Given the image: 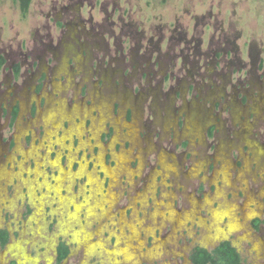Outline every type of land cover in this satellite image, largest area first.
<instances>
[{
  "label": "rangeland",
  "instance_id": "1",
  "mask_svg": "<svg viewBox=\"0 0 264 264\" xmlns=\"http://www.w3.org/2000/svg\"><path fill=\"white\" fill-rule=\"evenodd\" d=\"M15 2L0 0V56L6 61L0 69V166L9 170L0 175L10 200L1 206L0 228L14 234L0 264L13 257L18 264H53L60 238L73 245L69 264L92 263L98 238L109 247V232H119L102 214L101 206L115 197L107 191L120 196L111 213L122 209L133 225L140 212L151 214L149 224H137L153 237L154 227L176 215L169 202L156 208L165 192L175 194L177 209L187 207V195L209 196L202 214L213 225L187 223V233L177 230L175 241L169 233L152 246L146 236L143 247L152 249L145 252L132 233L121 250L125 260L181 263L192 245L212 247L226 238L244 264L264 263L251 248L256 237L264 241V225L254 235L249 227L264 208V196L257 198L264 190V0H31L25 17ZM15 104L20 111L9 130L3 111ZM196 105L201 123L192 119ZM131 154L136 173L127 167ZM159 156L176 166L160 173ZM198 157L203 161L194 168ZM134 191L146 192L145 207L128 198ZM248 193L259 206L246 219ZM199 206L192 200L177 225L198 217ZM224 216L226 230L220 228L228 223ZM131 221L119 217L128 227ZM162 246L170 253L160 252Z\"/></svg>",
  "mask_w": 264,
  "mask_h": 264
},
{
  "label": "flooded vegetation",
  "instance_id": "2",
  "mask_svg": "<svg viewBox=\"0 0 264 264\" xmlns=\"http://www.w3.org/2000/svg\"><path fill=\"white\" fill-rule=\"evenodd\" d=\"M15 3L18 5V8H19V4L17 2H15ZM19 11H20V8H19ZM5 62L6 61H5L4 57L0 56V69L5 64ZM20 67H21V65L19 63H16V64L13 65L12 73H13L14 80H18V78H19ZM43 78H44V76H43ZM40 89H41V86L39 85V87H38L37 90L40 91ZM141 96L143 98H140V99L143 100L145 97H144L143 94H141ZM145 96H146V94H145ZM151 96H152V103H154V101H155V99L157 97V93H153V94H151ZM148 97H146V99ZM19 108H20L19 105L18 104H15L13 107H10V109H7V110L5 109L3 111V114L8 118V120H7V126L9 128V130H12L14 128V125H15V123L17 121V118H18V115H19V111H20ZM198 108L199 107L197 106V109H192V110H194V113H192V115H193L192 119H194L196 122H199L201 120L200 118H203L204 119L203 111H201ZM210 110H211V108H210ZM198 117L200 119L199 121H198ZM206 118L208 119V118H210V116L209 115L208 116L206 115ZM199 123H201V122H199ZM210 123H212V122H210ZM191 127H192V130H194V128H196L194 126H191ZM215 129H216V127L215 126H212V128L209 130V135L213 134V132L215 131ZM107 136L108 135H105V137H107ZM1 144H3V142L1 141V136H0V164L2 162L1 156L4 153V146H2ZM13 144L14 143H12V145ZM186 145H188V142L187 141L185 143V146ZM132 157L133 156L131 154V157H130L129 161L127 162V167L131 168L132 171H133V173H136L134 171L136 169H133L130 166V161H131ZM109 158L111 159V156L110 155H109ZM136 158H137V162L139 163V157L137 156ZM4 159H7L8 160V154L5 156ZM197 159H198V161H200V160L203 161L200 157L195 158L194 162H192V164L194 165L193 166L194 168H196L199 165L197 163L198 162ZM159 161L161 162L160 169L162 170V172H160V173H162V174L166 173L165 168L167 166L175 165V161L173 162V164H171L170 162H167L163 157H160V156H159ZM103 164L109 165V166L115 165V163H111L110 161H108V162H104L103 161ZM116 164H118V161L117 160H116ZM2 171H5V172L8 171L9 172V170H7L5 168V166L4 167L3 166H0V173ZM169 173H171V172H169ZM103 174H105V172H103ZM173 174H175V173H173ZM189 176H190V174L186 173L185 174V177H186L185 179H189ZM3 177L4 176H1L0 175V210H1V206L2 205H4L5 203H9L10 202V200L7 199L6 192H5L6 191V185H7V183L4 181ZM120 177H121V175L118 178L117 184L119 182ZM108 180H109V178H108ZM251 182L252 183L253 182L255 183L254 179ZM13 187H14V185L12 186V188ZM13 190H14V188H13ZM13 192H14L13 193L14 195L16 193H18V191H13ZM107 192L108 193H110V192L115 193V197L111 200V203L110 204H105V205H102L101 206V210L103 211L102 214L104 216H106V217L110 216L109 218H112V220H111V223L112 224L111 225H113L114 228L115 227L118 228L119 229V232L118 231L115 232L116 235L112 234L111 232H109V234H108V232H107V234L111 236V239H110L109 242L112 243V244H110L109 247H108L106 241H104L103 239L98 238L97 242L95 243V248H97V249H93V251H92L93 257L96 256V255L98 257H94L93 262L90 263V264H149L150 262H148L147 260L135 261V260H125V259H123V251H121V250L124 248V242H125L124 240H125V238H127V237L129 238L132 233H136L138 235V237H140L143 240V244H141L139 248H141L142 252H145L148 249H152L151 246H152V243H153V241L155 239H158L159 238L160 240H165L168 237L169 233L174 234V241H175V238L177 237L176 236V231L178 230V234H179V232H181V230H184L185 233H187V228H189L188 224H190L192 222H194V224L197 227L203 228L202 225L199 222V219L202 220L203 224H205V223L208 224V222H209V225H213L212 224V219L210 218L209 220H207L206 217H204L203 214H202L203 213L202 211H207L208 210L207 209L208 206H204L203 205V202L206 199L209 200V198H208L209 196L207 197V196L204 195V197H202V196L195 195L194 196V199H193L192 197H190L191 195H187V200H186L187 201V207H184V208L181 207V208L177 209V208H175L173 206V204L171 202V200L174 198V195L175 194L172 191H170L169 193H167V192L164 193V198L167 197V199H163V201H161V202L159 200H156L155 201V205H156V202H159L161 204L166 203V202H169L172 205V208L175 210L176 215L174 216L172 222H170V223L169 222L163 223V224H161L159 226L154 227V229L157 230L158 232L155 234V237H153L152 236L154 234L153 231L148 234L147 232H145L142 229V227H141V225L139 223L137 224L138 220H141V221L145 222V224H149L150 223L149 216L151 214L144 215L143 213L140 212V214L137 215V217L138 218L141 217V218L136 221V224L135 225H133L131 219L128 220L124 216V211H122V209L119 210L117 213H114V214L111 213V207H112V205H115V203H116V201L118 199L119 193L117 191H107ZM214 192H213V194H214ZM134 193H136V195H134L133 197H131L129 195V193H127L128 198L130 197L129 198L130 200H136L138 202L140 208L143 207V206L145 207V204H147L146 192L145 191H134ZM14 195H13V197H14ZM165 195H167V196H165ZM257 195H258L257 198L263 197L264 196V190L257 192ZM214 197H216V199H218V202H219V195L218 196L215 195ZM252 198H253V195L252 194H250V193L246 194L245 195V200H244L245 202L242 205L245 208L244 210L247 211L246 214H245L246 219L250 216L251 213H252V216H254L253 214H254V212L256 210V207L259 206V199H257L258 201L255 200L256 202L253 203ZM150 200L152 201L153 199H150ZM192 200L198 201L199 204H200L199 209H198V212H199L198 217L187 218V219L183 220L184 222H183V225L182 226H180V225L178 226L177 225V221L179 219L182 220L181 213L184 212V211H188L191 208V206H192ZM212 203L213 202L211 200L210 201V207L214 208L212 206ZM251 203H253V206L254 207L248 209L247 206L249 205V207H250V204ZM103 206H107V207H103ZM156 208H159V207L156 205ZM239 208L243 209L241 206ZM131 211H132V209H131ZM151 212H152V210H151ZM149 213H150V211H149ZM27 214H28L27 217L29 216L30 219H31V217L33 216V213L31 212V210H28V213ZM120 215H122L125 220L131 221L132 227H128L126 225L120 224L119 223V217H120ZM224 217H225L224 219L228 223L224 227L222 226L220 228L226 230V227L229 225V217L228 216H224ZM237 219H238L239 222H241L239 218H237ZM26 220H27V218H26ZM23 223L21 225H23ZM165 224H168L169 225L168 226V231L169 232L167 234L165 233V235L161 236L159 231L164 227ZM217 225L219 227V221L217 222ZM261 225H264V208L262 210V217L258 216V217H255L254 219L251 220V224L249 225V227L251 228V230H250L251 233L254 235V233L256 234L258 231H260ZM23 226H22L21 230L23 229ZM186 226H187V228L185 229ZM125 228L127 229V232L125 231ZM241 229H243V228L240 227V228H237V229H234V230H231V231H227V233L229 234V232H237V231H239ZM212 232H213V230H212ZM86 235H87L86 238L88 240V243H85V245L87 246L89 244V241H90L89 238H90L91 235H90V233L88 234L87 232H86ZM247 235L248 234L243 235L242 238H246ZM253 235H252V237H254ZM146 236H150L149 239H151V246L149 245V246H144L143 247L144 242H145L144 239H145ZM13 237H14V234H12L11 230L8 229V227L0 228V252H2L1 255L2 254H5V251L9 249V246L13 243V241H12L13 240ZM2 239L5 240L4 243H2V241H1ZM98 241H102V246H99L98 245ZM223 242H228L230 244V246L235 249V251L240 255L241 264H244L245 261H244V259L242 257V254H241L240 250L233 244L232 239H226V238L219 239L218 242H217V244H215L212 247L200 246L198 244L192 245L189 248L186 256L184 255L185 254V252H184V254L180 257L181 263H175V264H193L192 259H191V255H192V253L196 249H203V250L209 252V251H212L213 249H215L219 244H221ZM252 243L253 244H252V247L251 248L255 252V255H256V258L255 259L256 260L257 259H260L264 255V241L261 239V237L260 238L259 237H256V240L254 239ZM131 244L136 245L135 241H133ZM191 244H193V243H190V245ZM163 246L161 247L160 252H162V253L164 252L166 254L170 253V252H168L169 251L168 250V246H166V247H163ZM61 247H64V249H66V253L64 255L61 254V251H59ZM96 253H99V254H96ZM172 253H173V251H172ZM28 257H31V256H28ZM13 258H14V260L9 261L8 264H18L17 263V260L15 259V257H13ZM59 258H61V259L59 260ZM73 258H74V248H73L72 243H69L68 241H65L62 238H60L57 241L56 245H55L54 257H53V264H69V261H72ZM26 263H32V262L26 261V262H23L22 264H26ZM32 264H35V262H33ZM78 264H84V263H78ZM262 264H264V263H262Z\"/></svg>",
  "mask_w": 264,
  "mask_h": 264
},
{
  "label": "trees",
  "instance_id": "3",
  "mask_svg": "<svg viewBox=\"0 0 264 264\" xmlns=\"http://www.w3.org/2000/svg\"><path fill=\"white\" fill-rule=\"evenodd\" d=\"M19 4L20 12L25 17L28 12L31 0H14ZM4 243L5 240H1ZM61 254L66 253V249L61 247ZM61 258H59L60 260ZM191 259L193 264H241L240 255L230 246L228 242L219 244L212 251H205L203 249H196Z\"/></svg>",
  "mask_w": 264,
  "mask_h": 264
}]
</instances>
